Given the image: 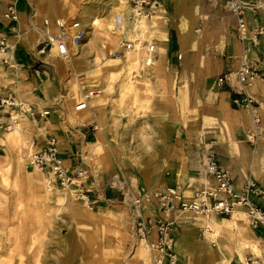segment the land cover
Returning <instances> with one entry per match:
<instances>
[{"label":"rangeland","instance_id":"374dc122","mask_svg":"<svg viewBox=\"0 0 264 264\" xmlns=\"http://www.w3.org/2000/svg\"><path fill=\"white\" fill-rule=\"evenodd\" d=\"M14 1L0 0L1 13ZM85 1L26 0L28 25L23 17L11 21L3 16L4 22H0L4 28L0 37L5 36L10 46L5 55L9 64L0 65V99L5 95L13 98L11 104H0V259L7 264H152L149 239L136 234L130 212L131 201L138 196L142 218L169 225V244L182 264H235L245 257H250L252 264H264V233L250 225L242 208L224 217L183 209L178 203L189 202L194 190L213 181L206 167L208 158L223 168V162L235 163L243 170L244 183L251 180L264 185V175L246 176L252 166L264 174V151L256 147L261 141L248 140L251 114L232 105L215 83L222 37L207 33L205 24L229 12L224 1L156 0L152 18L143 17L145 26L129 33L123 26L125 37L139 38L140 43L131 49L118 47L117 51L120 29L113 15L122 14V5L128 0H93L104 13L87 27L80 52L76 49L70 56L50 58L55 68L49 73L55 76L54 84L47 79L34 80L30 71L27 76L16 58L18 42L34 33L33 47L43 37L39 25L44 17L56 13L76 18L84 14ZM236 1L244 7L245 40L255 42L258 37L254 38V33L264 32V26L249 28L245 6L257 16L259 5ZM170 27L175 29L176 38L180 34L186 42L179 48L176 39L183 65L197 34L195 63L192 49L186 66L179 61L166 63L164 31L168 41L170 34L171 48L176 50L175 31ZM143 42L155 44L158 58L151 69L144 65ZM58 62L61 65L57 66ZM46 66L49 64L43 67L47 71ZM257 72L244 89L264 121V97L250 91L260 82L258 87L264 93V74L258 68ZM231 77L235 83L231 90L236 94L242 89L234 71ZM94 87L100 92L88 99L86 108L76 111L81 93ZM16 103H21L23 116L14 128L6 129L3 125L9 114L18 112L12 105ZM50 134L57 137L61 150L85 158L91 191L109 189L118 193V200L94 201L91 191L88 199L83 198L74 183L62 186L45 170L29 165L28 155ZM161 151L179 161L174 174L166 171V163L160 167ZM173 186H177L178 195L171 207H165L158 194ZM233 216L232 225L220 229L208 223V218L223 222ZM152 234L156 236V231ZM207 244L215 252L205 253L202 249ZM144 248L149 263L143 256Z\"/></svg>","mask_w":264,"mask_h":264},{"label":"built area","instance_id":"2783aa9c","mask_svg":"<svg viewBox=\"0 0 264 264\" xmlns=\"http://www.w3.org/2000/svg\"><path fill=\"white\" fill-rule=\"evenodd\" d=\"M225 7L235 17V37L240 42L245 40L246 24L244 18V7L236 0H223ZM128 6L131 13L128 19L140 17H151L152 7L156 4V0H128ZM4 17L11 21H16L18 12L16 2L8 3ZM115 26L120 30V41L115 45L116 50L120 51L118 47L131 49L139 42V38H126L125 29L128 26L123 21V16L117 12L113 18ZM126 25V26H125ZM125 29H124V27ZM40 30L43 37L37 42L35 46L36 61L33 65V70L36 75L46 71L43 67L47 62L43 56H70L75 53V46L81 44L86 35V28L79 20L74 17L68 19L55 17L50 19L44 17L40 25ZM257 31L254 33V38L257 37ZM145 46L144 65L149 67L155 60V44L143 42ZM9 45L5 36L0 37V65L9 64L8 54ZM230 72L222 73L215 79L217 86H223L229 79ZM235 78L241 86L240 91L232 97V102L235 107H243L248 109L252 118V128L248 133V140L251 143L257 141L264 142V121L261 120L260 114L257 112V106L253 100L246 93L244 89L245 84L258 75L257 67L248 62L241 61L234 71ZM100 92V88H88L81 93V97L76 103L75 109L82 110L87 107L88 99ZM13 103L11 96H6L0 99V104ZM17 106V113L15 116L9 114L8 122L3 126L6 129L14 128L17 124V119L23 116L21 103L12 104ZM32 114L31 110H27ZM29 165L37 166L51 174L52 181L65 186L75 184L79 188V192L83 198L88 199L90 190V171L85 162V158L79 155L65 156L60 148L58 139L55 135H49L44 144L34 149L28 155ZM206 167L212 176V182L203 185L201 188L193 191L189 202L179 200L180 206L183 209H191L201 214H216L219 216H230L238 208H242L244 213L248 216L250 225L264 233V204L255 202L251 196L264 197V185L256 184L251 180H247L240 189L235 188L231 176L228 171L224 169L215 159L208 158ZM159 198L162 205L171 207L173 198L177 197V186L166 187L165 190L159 192ZM112 199L111 197H109ZM117 199V197L115 198ZM114 199V200H115ZM140 197L132 199L130 204V212L133 216L135 232L137 235L144 238L150 236L151 231H156V237L149 239L148 248L151 255L152 264H182L177 255L172 250L169 240L170 227L164 222H152L150 219L146 220L140 216ZM235 264H252L250 257H245L244 260Z\"/></svg>","mask_w":264,"mask_h":264},{"label":"crops","instance_id":"0c3cea01","mask_svg":"<svg viewBox=\"0 0 264 264\" xmlns=\"http://www.w3.org/2000/svg\"><path fill=\"white\" fill-rule=\"evenodd\" d=\"M25 1L26 0H17L16 8H17V12H18V17L19 18L23 17L24 20H26L25 24L28 25V21H27L28 19H27L26 12H25L26 11ZM170 1H172V0H169L168 3ZM243 1L254 2V3L259 5L257 16H255L254 12L250 11V9H251L250 6H248V5L245 6V17H246V21H247L249 28L252 29V28L264 26V0H243ZM1 10H2V5L0 4V22L3 23L4 22L3 20L5 18L3 17L4 15H2V14H4V12L2 11V13H1ZM200 11H202L201 4H200ZM200 16H201V14H200ZM55 17L64 18V19L70 18L69 16H67V17H60L59 15L57 16L56 13L49 16L48 18L53 19ZM174 18L178 21V19L180 17L176 13L174 15ZM198 19H199V17H198ZM198 19L192 26L193 31H195L194 26L196 24L198 26V22H199ZM200 24H201V22H200ZM40 25H39V28H40ZM170 28L174 29L173 27H170ZM205 28H206L205 30L207 31V33L212 32L214 34H218V36L220 34L222 37V39H221L222 45L219 46L222 56H220V60H219L220 69L218 70L217 76H219L222 73H226V72H230L232 74V71L236 70V68L238 67V65L240 64L241 61H244V62L251 61V62L255 63L258 70H259V73L264 74V32H261L258 34V36H257L258 39H256L257 41H255V42L252 41V39H248V40H244L243 42H240L235 37V30H234V28H235V17L230 11L224 13V17H222V18H219V16L215 17L213 19L212 23L205 24ZM1 30L3 31L4 28H0V31ZM174 31H175V29H174ZM86 33H87V28H86ZM168 33H169V28H168ZM33 37H34V33L29 34V36L26 38L25 41H19L18 42V44L16 46L17 47L16 58L18 59V62L24 66L23 70L26 72L27 76L29 75V71H30L31 72L30 74L32 75L34 80L38 79V80L42 81L44 79H47L50 84H52L51 82H53V84H54L55 76L54 75L50 76V74H49L51 72H54V69H55L54 66L50 62V58L52 56H43V59L49 64L48 67L46 66V68H48L49 71L47 70V71L41 72L39 75H36L34 73L33 65H34V62L36 61L35 57L37 56V54L33 50L35 49V46L37 43L34 44L33 47L31 46L32 41H33ZM170 38L171 37L169 34V41H168V35H167V40L165 42V48H166V51L168 53V58H167V62H166L167 64L168 63L169 64H175L179 61L180 65L186 66L189 62V50L190 49H192L191 60L193 61V63L196 62L197 57L195 55L196 54L195 53V45H196L195 43H196L197 34H196V38H195L193 44L189 45L187 48V56H186L187 62L185 65H183L181 63V60L179 59L180 52L178 51V42L176 40L177 39L176 38V31H175V36H174L175 42H176L175 52L171 48V39ZM218 42H220V41H218ZM29 47H31V49ZM157 58H158V55L156 54V51H155V60L154 61H156ZM154 63L155 62H153V64L151 66L147 67L146 69H151V67L154 65ZM231 74L229 76L228 81L223 86H217V87L221 90L220 92L222 94L227 95V97L230 100V103H232V105H234L232 102V97L234 95L233 94L234 92L231 89L235 83H234V79L231 77ZM259 85H260V82H257L251 88L250 91L256 97L262 98V97H264V93H262L260 91V89L258 87ZM222 90H224V91H222ZM76 111H79V110H76ZM94 133L95 132H93V134ZM50 135H53V134H50ZM81 135L84 136V133L81 132ZM45 139L43 140V144H44ZM257 146H261L262 151H264V142H261L259 145H256V147ZM59 148H60V145H59ZM61 152L65 156H70V155L75 154L74 152H70L69 150H61ZM159 160H160V167L162 169L166 163L165 167L168 169V170L166 169L167 172H170V174H174L175 172H177V169H178L180 163L175 158H172V155H170L169 152L161 151ZM173 160H175V161H173ZM223 163L225 165L224 168L227 169L228 171H230V175H231L233 185L235 186V188L240 189L244 184V182H243L244 181L243 180L244 174L242 173L243 170L240 169V167L237 166L235 163H228V162L227 163L223 162ZM256 174H257V176L264 175V174H262V172L256 171L252 166L250 168V173H248L246 176L251 177V175H252L253 177H255ZM260 184H262V183H260ZM90 196L94 198V201H103L104 200L105 202H108V201H113L116 197H117V199H115V200H118V193L114 192L112 190H109V189L101 191L100 188H92ZM109 197H111L112 199H110ZM251 198L255 202H258L260 204H264V197H262V196H254ZM217 222H219V221H217ZM154 237H156V236L154 234H152L149 236V239L150 240L154 239ZM204 247H206V245Z\"/></svg>","mask_w":264,"mask_h":264},{"label":"bare ground","instance_id":"6f19581e","mask_svg":"<svg viewBox=\"0 0 264 264\" xmlns=\"http://www.w3.org/2000/svg\"><path fill=\"white\" fill-rule=\"evenodd\" d=\"M121 11H122V16H123V20H124V22H125V24H127L128 26H127V28H128V33L130 32V31H133L134 29H136L138 26H139V28L140 27H142V26H145L146 25V23H145V19L143 18V17H140V18H134L133 20H130V19H128V16H129V14L131 13V10H130V7L128 6V3H126L125 2V4L124 5H122V8H121ZM83 12H84V14H78V15H76V19L77 20H79L80 22H81V24L85 27V28H87V27H89V26H92V25H94V24H96L97 23V21H98V18H101V16H102V14L104 13V10L103 9H101L100 7L97 9V6L95 5V4H93V0H86L85 1V5H84V10H83ZM114 16V15H113ZM152 18V17H151ZM194 19V18H193ZM154 20L155 19H150L149 20V22H154ZM190 30V29H189ZM181 32V31H180ZM163 36H164V38H165V41H164V45H165V42H166V38H167V35H166V33H165V31H164V34H163ZM177 40H178V42H179V48H182L183 47V45H185V41H184V38H183V36L182 35H180V34H178L177 35ZM188 42V41H187ZM76 49H77V52H80L81 51V44H79V45H77V46H75V52H76ZM56 56V55H55ZM56 63V62H55ZM59 63V64H58ZM56 65L57 66H59V65H61L60 64V62H58ZM35 167H37V166H35ZM21 168L24 170V168H23V166H21ZM39 169V168H38ZM26 170V172L28 173V175H33V171L32 170H30V171H28L27 169H25ZM227 170V169H226ZM39 171V170H38ZM38 171H35V173L37 172L38 174H39V172ZM228 171V170H227ZM228 173H229V171H228ZM49 174V173H48ZM50 176H51V174H49ZM229 175H230V173H229ZM36 176V175H35ZM52 177V176H51ZM249 179H251V178H249ZM45 180V179H44ZM39 181V180H38ZM43 182V181H42ZM40 183V182H39ZM45 184V183H44ZM43 184V185H44ZM65 186H68L69 187V185H65ZM41 189H43V188H41ZM152 208V207H151ZM153 210V209H152ZM148 212H149V210H148ZM194 217H196V215L195 214H192ZM193 217V218H194ZM198 217V216H197ZM234 217L235 216H233V217H229V218H226V219H223V222H217V221H215V220H213V219H209L208 218V223H209V225L212 227V228H214V229H220V227H222V226H224V225H226V226H229V225H232V222H234ZM239 217H240V214H239ZM236 218H237V216H236ZM235 218V219H236ZM238 219V218H237ZM240 219V218H239ZM238 219V220H239ZM237 223V222H236ZM235 223V224H236ZM205 224V223H204ZM233 225H234V223H233ZM231 228V227H230ZM147 246V245H146ZM145 246V247H146ZM139 248V247H138ZM141 249V248H140ZM202 250H204V252L205 253H213V252H215V248H213L211 245H206V247H204V249H202ZM3 256V255H2ZM143 256L145 257V259L147 260V262H148V257H146V251H145V248H144V250H143ZM2 258V257H1ZM5 257L3 256V259H4ZM231 259V258H230ZM7 260V259H6ZM6 260H4V261H6ZM144 260V259H143ZM10 261V260H9ZM145 261V260H144ZM6 263V262H5ZM5 263H3V260H1L0 259V264H5ZM13 263H14V261H13ZM149 263V262H148ZM7 264V263H6ZM10 264V263H9ZM145 264V263H144Z\"/></svg>","mask_w":264,"mask_h":264}]
</instances>
